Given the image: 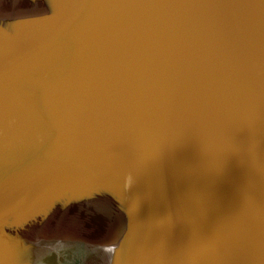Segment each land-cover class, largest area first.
I'll use <instances>...</instances> for the list:
<instances>
[{
  "label": "water",
  "instance_id": "95a60500",
  "mask_svg": "<svg viewBox=\"0 0 264 264\" xmlns=\"http://www.w3.org/2000/svg\"><path fill=\"white\" fill-rule=\"evenodd\" d=\"M39 2L0 22V230L73 205L122 221L104 264H264V0Z\"/></svg>",
  "mask_w": 264,
  "mask_h": 264
},
{
  "label": "bare ground",
  "instance_id": "6f19581e",
  "mask_svg": "<svg viewBox=\"0 0 264 264\" xmlns=\"http://www.w3.org/2000/svg\"><path fill=\"white\" fill-rule=\"evenodd\" d=\"M34 2H35V4L40 3L39 0H0V22H2L1 27L6 25V24H3L4 21H6V23H8V25L11 24L13 22V20H11V19L14 18L15 15H19V14H23V13H27V12L32 13L36 9V8H33V7H35V4H33ZM76 208H77L76 206L70 205V206L66 207L63 211H61L59 214H56V212H57L56 210H53V209L49 210L48 209V212L39 220H38V218L30 220L32 222V224H29V225L26 223H19L17 225L5 223L1 226V230H0L2 233V238L5 239V242H7V244H9V247L11 248V247L15 246L14 244H19V245L26 244L27 246L28 245L31 246V244L34 245L37 243H42V242H40V239H38L37 237L31 238L29 236V234H31V232H32L31 229L41 230V229H50L51 228L52 230H55V231L60 230V232H61V230H66V229L70 228L71 232L69 234L71 235V234H73V229L75 227L68 226L65 224V222L68 224H72V222L69 221V219L73 215H75V214L77 215L78 209H76ZM94 213H98V212L94 211ZM86 217H87V215H86ZM83 218H85V217L83 216ZM98 218H99V222L97 223V221H96V223H97V225H98L97 227L99 229H96L97 231H95L94 234L96 233V234L101 235L100 237H97V238H99V240H101V244H103V247L107 248L113 242L112 238L117 234V232H119V230L122 226V221L117 222L116 220H114L110 216L105 217V218H100V217H98ZM85 220H87V219L85 218L84 221ZM94 220H96V219H94ZM80 221H82V220H80ZM80 224H81V222H80ZM93 226H95V225H93ZM61 233H63V232H61ZM85 234H86V231L82 235L85 236ZM82 235H81L80 239H82ZM61 236H62V234H61ZM75 236H76V234H75ZM53 237H54V235H53ZM65 237L67 238L68 236H65ZM70 238H71V236H70ZM51 239L52 240H49L48 242L55 243V244L56 243H62V242L64 243V241H61L59 239H55V238H51ZM63 240H65V239H63ZM86 240H88V239H86ZM70 241H71V239H70ZM48 245H50V244H48ZM86 246H88V244ZM58 249H59V247H58ZM46 251H47V249H46ZM50 255H52V254H50ZM52 256L55 257L54 255H52ZM60 256H62V255H60ZM3 258H4V255L2 256V258L0 260L1 264H2L1 261H4ZM45 258H47V257H45ZM102 259H103V257H102ZM103 262H104V259H103Z\"/></svg>",
  "mask_w": 264,
  "mask_h": 264
},
{
  "label": "flooded vegetation",
  "instance_id": "af4514ba",
  "mask_svg": "<svg viewBox=\"0 0 264 264\" xmlns=\"http://www.w3.org/2000/svg\"><path fill=\"white\" fill-rule=\"evenodd\" d=\"M83 216L87 220L84 221L85 218H83ZM95 216H97V214ZM70 219H69V221H71L72 224H68L66 222H65V224L68 226L75 227L73 229V234H71V235L69 234L71 232L70 228H68L66 230H61V232H63L65 235L63 233H61L60 230L55 231V230H52L51 228L50 229L33 230L31 232V234H29V236L31 238L37 237L38 239H40V242H42V243H37L34 245L32 244L33 245V246L31 245L32 248L30 247L31 251L29 254V259L34 260L33 264H83V263L84 264H99V263L104 264L105 253L109 250V248L112 246V244L115 243L117 236L115 235L112 238L113 242L111 243V245H109V247H107L108 249L106 247L104 248L103 244H101V240H99V238H97V237H100L101 235L96 234V233L94 234V232L97 231L96 229H99L97 227L98 226L97 223L99 222L98 217H92V216L86 217V215H84L83 213H80V214L77 213V215L76 214L73 215L72 217H70ZM94 219H96V220H94ZM80 220H82V221H80ZM96 221H97V223H96ZM80 222H81V224H80ZM93 225H95V226H93ZM85 231H86V234H85V236H83L82 234H84ZM61 234H62V236H61ZM75 234L77 237L75 236ZM53 235H54V237H53ZM81 235H82V239H80ZM65 236H68V237L66 238ZM70 236H71V238H70ZM51 238L59 239L61 241H64V243L62 242V243H56L55 244V243L48 242L49 240H52ZM63 239H65V240H63ZM70 239H71V241H70ZM86 239H88V240H86ZM86 243L88 244V246H86L87 245ZM48 244H50V245H48ZM58 247H59V249H58ZM46 249L48 252L46 251ZM50 254L54 255L55 257H53ZM60 255H62V256H60ZM45 257H47V258H45ZM102 257L104 259V262H103Z\"/></svg>",
  "mask_w": 264,
  "mask_h": 264
}]
</instances>
